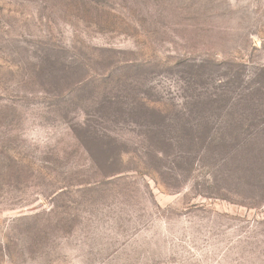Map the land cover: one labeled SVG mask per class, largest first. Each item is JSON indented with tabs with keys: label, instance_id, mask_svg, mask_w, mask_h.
I'll return each instance as SVG.
<instances>
[{
	"label": "rangeland",
	"instance_id": "1",
	"mask_svg": "<svg viewBox=\"0 0 264 264\" xmlns=\"http://www.w3.org/2000/svg\"><path fill=\"white\" fill-rule=\"evenodd\" d=\"M0 264H264V0H0Z\"/></svg>",
	"mask_w": 264,
	"mask_h": 264
}]
</instances>
